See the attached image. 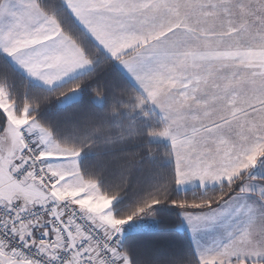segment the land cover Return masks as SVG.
<instances>
[{
	"label": "snow or ice",
	"instance_id": "obj_1",
	"mask_svg": "<svg viewBox=\"0 0 264 264\" xmlns=\"http://www.w3.org/2000/svg\"><path fill=\"white\" fill-rule=\"evenodd\" d=\"M0 264H264V0H0Z\"/></svg>",
	"mask_w": 264,
	"mask_h": 264
},
{
	"label": "trees",
	"instance_id": "obj_2",
	"mask_svg": "<svg viewBox=\"0 0 264 264\" xmlns=\"http://www.w3.org/2000/svg\"><path fill=\"white\" fill-rule=\"evenodd\" d=\"M117 74L124 80H128V77L116 66L115 62H112L107 68L101 69V72H100V76L103 77L106 82L110 79H114ZM92 83L94 84L95 82H92ZM91 88H92V85L84 86V88L81 91V99L84 105L89 106V107H94V105L91 104V100L93 98V93L91 91ZM110 91H111V88H108L107 92H110ZM56 104H57V101L55 97H53L49 105L45 106L44 115L46 117L54 118L53 112L56 109ZM105 107H107V105H105ZM161 143L165 147L167 146V143L165 142H161ZM160 151L162 153L163 149L161 148ZM94 163H95L94 160L88 161L89 165H92ZM126 191L128 192V196L130 197L132 195H138L139 192L142 191V189L129 188ZM161 211L164 213L166 218L170 215V210L167 207L162 208ZM159 240L163 243H174L175 241H174L173 235L171 234V229L169 228L165 235L159 237ZM142 243L143 242H141V246H142Z\"/></svg>",
	"mask_w": 264,
	"mask_h": 264
},
{
	"label": "rangeland",
	"instance_id": "obj_3",
	"mask_svg": "<svg viewBox=\"0 0 264 264\" xmlns=\"http://www.w3.org/2000/svg\"><path fill=\"white\" fill-rule=\"evenodd\" d=\"M116 64V66L127 76V74L124 72V70L122 69V67L120 66V65H118L117 63H115ZM128 77V76H127ZM161 142H165V143H167V141H164V140H162Z\"/></svg>",
	"mask_w": 264,
	"mask_h": 264
},
{
	"label": "crops",
	"instance_id": "obj_4",
	"mask_svg": "<svg viewBox=\"0 0 264 264\" xmlns=\"http://www.w3.org/2000/svg\"><path fill=\"white\" fill-rule=\"evenodd\" d=\"M129 79V78H128Z\"/></svg>",
	"mask_w": 264,
	"mask_h": 264
}]
</instances>
